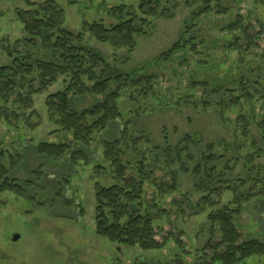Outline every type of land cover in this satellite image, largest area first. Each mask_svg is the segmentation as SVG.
Masks as SVG:
<instances>
[{
  "label": "rangeland",
  "instance_id": "rangeland-1",
  "mask_svg": "<svg viewBox=\"0 0 264 264\" xmlns=\"http://www.w3.org/2000/svg\"><path fill=\"white\" fill-rule=\"evenodd\" d=\"M53 1L64 9V26L74 32L82 31L86 21L102 18L109 24L118 21L108 10L118 5L120 0ZM126 1L140 13V0ZM160 1V8H164L167 14L173 13V16L151 19L147 33L135 37L134 51L126 48L115 51L110 44H101L96 40H92L91 44L135 80L139 77L153 78V85L144 83L129 89L131 91L119 101L122 120L112 125L107 134L102 132L104 140L118 139L121 137L120 127L129 122L131 135L143 137L138 147L148 151L150 158L160 155L162 163H158L155 176L172 183L174 170L178 171L176 192L162 197L147 185L145 200L159 203L169 213L158 221L156 238L162 241L172 232L182 245L170 238L163 249L143 250L138 246L118 245L97 235L94 185L96 182L104 186L114 183L109 162L98 155L103 151L99 134L89 151L85 150L88 159L77 160L75 166L68 163L69 168L67 164L51 162L36 151L40 141H62L64 136L49 133L54 125L49 120L46 98L62 89L63 83L58 81L47 92L34 96L33 108L38 110L39 117L35 116L33 122L40 125L30 128L22 120L20 128L14 129L5 122L0 124L3 144L17 163V168L8 169L4 177L0 174V185L14 180L18 185L16 191L0 192V264L200 262L196 255L211 237L207 211L199 213L200 208L196 204L200 195L195 185L202 177L194 176L191 170L184 172L182 162L170 166L164 163L166 149L173 153L177 144L184 143L186 135L191 136L190 152L194 159L185 158L183 163L193 167L201 152L214 153L224 156V159L216 161V166L221 170L226 166L224 162L229 164L227 177L234 182L240 183L239 179L255 175L264 180V168L258 174L256 170L249 173L245 166L248 164L245 159L253 154L254 163L264 166V134L260 129L264 122V0H214L212 11L194 20L193 11L204 0ZM221 8L225 12L220 13ZM28 9L31 6L26 0H0L1 42L13 43L23 36L18 11ZM240 16L243 29L229 30L228 27ZM191 20L192 28L188 25ZM184 35L195 40L194 50L189 46L170 52ZM3 62H8V58L0 47V63ZM217 88L221 92H214ZM248 92L251 98L246 96ZM222 93H227L228 98L219 100ZM230 96L232 100L238 99L236 105L231 104ZM92 104L93 99H85L78 104V109ZM67 136L71 138V135ZM130 154L135 158L134 153ZM4 163L9 166L10 158H6ZM32 171L38 173L35 181L45 183L30 185L34 180L25 182L36 177L31 175ZM132 172L129 170L128 174ZM58 181L63 187L60 192L52 187L51 194L43 193L46 186L57 185ZM25 184L31 190L26 189ZM252 184L253 181H248L241 190L251 188ZM231 196L226 193L211 198L221 205ZM176 202L182 205L184 212L179 210L181 207ZM262 214L264 205L245 204L237 218L244 239L249 235L264 236V223L259 221ZM15 234H20L17 241L13 240ZM213 238L214 242L220 239L218 227ZM207 253L210 255L211 251L207 250ZM254 259L255 263H252ZM250 262L264 264V256L254 257Z\"/></svg>",
  "mask_w": 264,
  "mask_h": 264
},
{
  "label": "trees",
  "instance_id": "trees-1",
  "mask_svg": "<svg viewBox=\"0 0 264 264\" xmlns=\"http://www.w3.org/2000/svg\"><path fill=\"white\" fill-rule=\"evenodd\" d=\"M26 1L31 9L18 11L23 26V36L13 43L0 41V47L8 58V62L0 63V124L5 122L14 129L20 128L19 123L22 120H25V125L30 128L40 125L39 122H33L35 116L39 117L38 110L33 108L34 96L47 92L54 84L61 81L62 89L50 93L46 98V105L49 120L54 125L49 133L63 134V139L62 141L42 140L36 145V151L51 162L64 163L69 168V165L75 166L77 160L83 157L88 159L85 150L89 151L91 143L99 134L103 151L98 155L109 162L114 183L104 186L96 182L94 185L97 235L118 245L123 244L129 248L138 246L143 250L163 249L170 238L182 245V241L172 232L162 241L156 238L158 221L164 214L169 213L159 203L145 200L147 185L162 197L176 192L178 188L175 181L178 171L174 170L172 183L155 176L158 163H162L160 155L156 156L157 158L155 156L150 158L148 151L138 147L143 137L136 138L131 135L129 122L128 124L125 122L120 127V138L104 140L105 134L108 130L111 131L112 125L122 120L119 101L131 91L130 88L144 83L153 85V78L139 77L135 80L130 73L118 68L107 55L91 44L92 40H96L101 44H110L115 51L126 48L132 52L136 46L135 37L147 33L146 28L150 26L151 19L172 17L173 13L167 14L164 8L161 9L160 0H140L138 7L140 13L135 11L132 3L128 4L126 0H120L118 5L108 10L118 20L116 23L109 24L103 18L92 22L86 21L83 23L82 31L74 32L64 26V9L56 1ZM213 1L204 0V3L193 11L192 20L210 13ZM219 12L225 11L221 8ZM241 19V16L237 18L228 29L231 31L243 29ZM192 20L188 23L191 28ZM246 36L249 38V35ZM189 46L193 49L195 40L188 39L184 35L172 46L170 52ZM202 85L207 84L202 83ZM214 92H221V89L217 88ZM221 95L223 96L219 100L228 98L227 93ZM246 96L252 97L250 92ZM88 98L93 99V104L79 110L78 104ZM237 100L231 99V104L236 105ZM260 129L264 134V122L261 123ZM68 134L71 138H68ZM1 135L0 131V174L4 177L8 169L17 168V163L13 156L9 155V149L4 146ZM183 140L184 145L177 144L173 153L166 149L164 163L170 166L175 162H182L184 172L191 170L194 176L202 177L195 185L200 195L196 204L199 205V213L207 211L211 237L198 251L196 259L201 261L195 264L255 263V259L252 263L250 260L264 256V236L258 238L249 235L244 239L237 218L244 210L245 204L259 207L264 205V180L255 175L239 179L240 183L234 182L227 177L229 164L224 162L226 166L224 165L221 170L216 166V161L224 159V156H217L214 153L201 152L197 163L190 167L183 162L185 158L194 159L190 152L191 136L186 135ZM130 152L136 156L138 154V157L133 158ZM6 158H10V167L4 163ZM253 158L254 154L251 158L245 159L248 162L245 164L248 172L256 170V173H262L261 169L264 166L256 165ZM236 160H239V157H236ZM129 170L133 171L132 174H128ZM34 172L32 171L31 175L36 177L34 179L30 177L31 180L26 179L25 182L34 180L30 185L45 183L41 180L35 181L38 179V173ZM248 181H253L251 188L241 190ZM52 187L57 188L59 192L63 188L58 181L57 185L46 186L43 193L51 194ZM25 188H29V185L25 184ZM17 189L15 180L10 184L6 182L0 185V192ZM18 193L22 192L18 191ZM226 193L232 196L224 204L220 205L219 201L215 202L211 198L213 195L220 197ZM187 197L191 199L190 196ZM64 199L67 201L65 195ZM177 204L181 207L179 210L184 212L182 205ZM79 211L81 212L82 209ZM260 217L259 221L262 224L264 214ZM217 227L220 239L214 242L213 237L216 235ZM207 250L211 251L210 255ZM179 264L182 263L179 261Z\"/></svg>",
  "mask_w": 264,
  "mask_h": 264
},
{
  "label": "water",
  "instance_id": "water-1",
  "mask_svg": "<svg viewBox=\"0 0 264 264\" xmlns=\"http://www.w3.org/2000/svg\"><path fill=\"white\" fill-rule=\"evenodd\" d=\"M19 238H20V234H15L13 240L17 241V240H19Z\"/></svg>",
  "mask_w": 264,
  "mask_h": 264
}]
</instances>
